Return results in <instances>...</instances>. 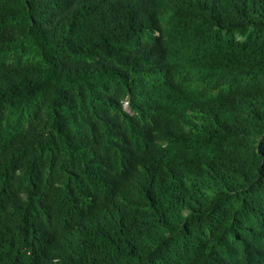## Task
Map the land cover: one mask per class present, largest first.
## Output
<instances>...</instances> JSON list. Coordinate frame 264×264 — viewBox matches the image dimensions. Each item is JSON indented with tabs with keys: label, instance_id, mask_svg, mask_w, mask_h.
I'll list each match as a JSON object with an SVG mask.
<instances>
[{
	"label": "trees",
	"instance_id": "trees-1",
	"mask_svg": "<svg viewBox=\"0 0 264 264\" xmlns=\"http://www.w3.org/2000/svg\"><path fill=\"white\" fill-rule=\"evenodd\" d=\"M0 264H264V0H0Z\"/></svg>",
	"mask_w": 264,
	"mask_h": 264
}]
</instances>
